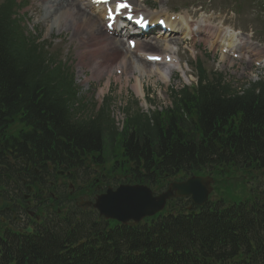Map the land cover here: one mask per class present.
I'll return each mask as SVG.
<instances>
[{
  "label": "trees",
  "instance_id": "trees-1",
  "mask_svg": "<svg viewBox=\"0 0 264 264\" xmlns=\"http://www.w3.org/2000/svg\"><path fill=\"white\" fill-rule=\"evenodd\" d=\"M16 7V0L0 2V124L23 125L10 131L8 148L22 140L45 158L98 151L96 162L103 163L101 138L109 129L118 145L113 168L154 164L169 175L208 172L221 181L245 170L264 174V82L238 91L199 69L198 86L175 91L172 108L138 115L123 132L103 127L105 116L74 121L72 82L19 25ZM20 148L27 151L24 143ZM218 205L195 216L168 213L149 225L114 227L98 233V248L70 247L78 239L70 235L49 238L22 248V258L27 264H264V197ZM64 244L68 251L60 254Z\"/></svg>",
  "mask_w": 264,
  "mask_h": 264
},
{
  "label": "rangeland",
  "instance_id": "rangeland-1",
  "mask_svg": "<svg viewBox=\"0 0 264 264\" xmlns=\"http://www.w3.org/2000/svg\"><path fill=\"white\" fill-rule=\"evenodd\" d=\"M145 1V0H144ZM241 2H245L244 6L236 5V11H233V17L230 20V23L233 27L239 26L244 29L254 30L256 26L257 32L256 37L258 41H262L260 38L264 37V18L262 17V21L256 20V10L249 7L251 5L250 0H240ZM27 5L21 10L22 17L24 18V26L28 31L36 32L37 34L41 33L42 39L48 41L47 50L51 54H56L59 59L67 60V65L70 67V72H72L74 76V82L77 87V98H81L82 102H86L88 104L85 109V115L91 114L92 103L93 102V92L95 86L103 85V80L106 74L111 75L109 89L106 90L104 94V112L106 114L110 111V117L114 120L115 126L120 127L122 120L126 117L124 111L126 112V108L134 106V112L143 111L150 112L153 108H161L165 107L169 104L170 100V90L164 93V87L161 82L156 78H147L146 75H143L141 78L142 85L144 86L145 95L148 98L149 105L148 108L141 107L139 104L137 95L134 93L131 85L134 83V77L129 76L128 81H125L126 72H130V68H126L124 74L119 79L113 78V69L110 68V72H102L101 75L93 74L91 70V66L94 63L93 58H87L85 63L82 64L80 62L82 53V48L84 46L80 45V40L78 37L74 35V30L70 27L59 28L58 26L54 27V19L55 16L48 18V20L43 21L40 18V13L37 14L36 11L33 12L32 6L36 5L40 2V0H27ZM143 2V1H142ZM194 2H201L203 4V9L209 8V10L214 11L212 15H209L210 12H205L204 16L214 17L216 16L217 7H224L226 3L230 2L227 0H146L148 5V10L151 13H159L161 11L172 12L175 10H181V12L186 13L187 17L192 15V11L189 9V4H193ZM240 10V12H237ZM206 11V10H204ZM198 15V11L195 12V17ZM200 16V14H199ZM198 16V17H199ZM216 18L215 20H217ZM53 22V23H52ZM260 37V38H259ZM104 38V37H103ZM103 40V39H102ZM179 42V40H177ZM193 43V41H192ZM199 43H201L199 45ZM200 49H197L198 59L205 67L209 78L216 77L218 74L222 76L226 83H229L233 86V88H238L246 84L264 81V70L255 68L252 63H248L245 61H234L230 62L229 59H223L221 57L219 49L214 47H210L206 45L203 41L197 40L194 43ZM261 44V42H260ZM263 44V43H262ZM146 49V48H145ZM201 52H200V51ZM183 62H188V68L192 71V75H186L188 80L184 81L173 80L171 85L175 89H179L182 87L184 83H188L187 85L194 84L196 80V71L195 65H190L191 55L185 51L183 56ZM136 67H141V63L134 64ZM145 70L152 69V67H144ZM137 72V71H136ZM139 73L137 72L136 75ZM106 88V86H103ZM111 96V99L106 100L107 96ZM135 102V103H133ZM80 104V103H79ZM144 105V102H142ZM93 111V109H92ZM119 123V125H118Z\"/></svg>",
  "mask_w": 264,
  "mask_h": 264
},
{
  "label": "flooded vegetation",
  "instance_id": "flooded-vegetation-1",
  "mask_svg": "<svg viewBox=\"0 0 264 264\" xmlns=\"http://www.w3.org/2000/svg\"><path fill=\"white\" fill-rule=\"evenodd\" d=\"M41 160L11 159L9 169L0 160V241L5 242L7 233L37 236L46 227H58L72 218L85 223L87 214L98 216L91 205L98 179L92 187ZM48 173L54 175L46 177Z\"/></svg>",
  "mask_w": 264,
  "mask_h": 264
},
{
  "label": "bare ground",
  "instance_id": "bare-ground-1",
  "mask_svg": "<svg viewBox=\"0 0 264 264\" xmlns=\"http://www.w3.org/2000/svg\"><path fill=\"white\" fill-rule=\"evenodd\" d=\"M32 10L33 12L36 11L37 14L40 13V18L43 21L55 16L53 18L54 27L58 26L61 29L70 27L78 37L85 34L89 36L90 41L94 43V47L89 50L90 58L94 60L91 66L93 74L101 75L102 72L108 73L110 72V68L112 67L114 69L116 62L119 61L118 63L122 64L124 69L130 68V72H126L125 81H128L129 76L134 77V83L131 87L137 95L140 94L141 96H143L144 90L140 77L146 75L147 78L156 77L161 81H166L169 77L167 72L171 62L164 61L160 64H153L142 62V59L138 57V52L137 55H132L131 51L125 48L121 40L106 35L100 25L101 16L99 11L88 8L84 0H40L39 3L32 6ZM159 13L154 14L156 15L155 18L159 16ZM182 25L184 27L186 24L182 23ZM186 27L188 28L187 25ZM185 36L186 32L184 31L178 38L182 40ZM102 37H104L103 40ZM138 42L135 49L147 48L151 50L148 53L152 54L160 53V50L169 49L170 46V42L166 41V37L160 36L139 38ZM246 52L248 53V50ZM121 54H123L122 57ZM221 57L225 59L224 55H221ZM137 62L141 63V67L135 68L134 64H137ZM144 67L153 68L151 70H145ZM136 71L139 73L138 75H136Z\"/></svg>",
  "mask_w": 264,
  "mask_h": 264
},
{
  "label": "water",
  "instance_id": "water-1",
  "mask_svg": "<svg viewBox=\"0 0 264 264\" xmlns=\"http://www.w3.org/2000/svg\"><path fill=\"white\" fill-rule=\"evenodd\" d=\"M210 182L209 177H192L185 183L171 184L165 193L156 197L144 186H120L115 191L108 189L100 195L95 206L105 218L122 222L132 219L133 223H137L144 216L161 209L165 199L171 196L191 194L195 203L202 204L209 192Z\"/></svg>",
  "mask_w": 264,
  "mask_h": 264
},
{
  "label": "snow or ice",
  "instance_id": "snow-or-ice-1",
  "mask_svg": "<svg viewBox=\"0 0 264 264\" xmlns=\"http://www.w3.org/2000/svg\"><path fill=\"white\" fill-rule=\"evenodd\" d=\"M91 2L93 4H108L109 0H91ZM130 5L126 2V0H116L115 2V6L114 9L113 8H108L107 9V16L109 19H112L114 16V12L118 13L120 12L121 9H127L129 8ZM129 19H131V17H129ZM137 23H142L144 25H146L148 23L147 20H145L143 17H140L137 20ZM160 23H163V21H160ZM109 27H111V25H108ZM130 44H132L133 46H135V42L134 41H129ZM149 59H160V57L158 56H152V57H148Z\"/></svg>",
  "mask_w": 264,
  "mask_h": 264
}]
</instances>
